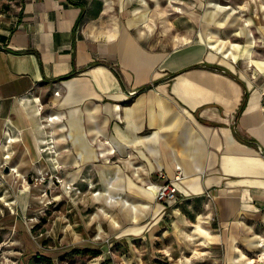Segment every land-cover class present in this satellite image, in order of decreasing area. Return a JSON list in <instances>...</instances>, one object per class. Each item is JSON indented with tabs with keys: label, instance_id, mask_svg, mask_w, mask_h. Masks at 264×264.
Here are the masks:
<instances>
[{
	"label": "crops",
	"instance_id": "0c3cea01",
	"mask_svg": "<svg viewBox=\"0 0 264 264\" xmlns=\"http://www.w3.org/2000/svg\"><path fill=\"white\" fill-rule=\"evenodd\" d=\"M257 1V38L242 44L217 38L214 24L237 11L218 0L203 12L204 0H23L15 27L0 36V163L38 174L63 154L112 161V185L123 182L115 193L138 201L136 223L122 226L119 240L143 236L164 264H257L264 0ZM45 143L53 150L43 151ZM100 174L108 180L105 168ZM168 180L177 198L157 201L147 186Z\"/></svg>",
	"mask_w": 264,
	"mask_h": 264
},
{
	"label": "rangeland",
	"instance_id": "374dc122",
	"mask_svg": "<svg viewBox=\"0 0 264 264\" xmlns=\"http://www.w3.org/2000/svg\"><path fill=\"white\" fill-rule=\"evenodd\" d=\"M208 1L204 0L201 12ZM218 1L237 11L223 24H214L217 38L242 44L257 38L261 3ZM22 3L23 0H0V36L15 27ZM47 146L42 145L43 151H51ZM59 159L60 163L52 164L49 172L41 170L38 174L36 170L17 174L11 170L12 165L6 164L3 177L0 169V264H49L31 258L35 251L50 256L53 264L165 263L159 252L155 258L150 255L151 246L143 236L131 239V244L117 238L122 226L136 223L133 220L138 201L128 194L115 193L114 186L123 182L112 185V161L104 165L101 160L82 162L65 154ZM103 168L108 180L100 174ZM77 247L101 252L98 256L70 257L68 252Z\"/></svg>",
	"mask_w": 264,
	"mask_h": 264
},
{
	"label": "built area",
	"instance_id": "2783aa9c",
	"mask_svg": "<svg viewBox=\"0 0 264 264\" xmlns=\"http://www.w3.org/2000/svg\"><path fill=\"white\" fill-rule=\"evenodd\" d=\"M57 93H58V91H57ZM134 93H135V91H130V94H134ZM55 118H58V115H50L49 116V120H53ZM5 156L8 157L9 155L6 154ZM4 165H6V163L4 161L1 162L0 163V169H3ZM177 168H179V165H177ZM147 188L153 190V192L155 193V198L157 201L164 202V201L174 200L177 198L178 187L175 184L174 180H168V181H165L163 183H151L147 186ZM125 202H129V201L126 200ZM132 207H133V209H136L135 205H133ZM254 260H256V259H252L253 262H255ZM257 264H264V258L262 260L257 259Z\"/></svg>",
	"mask_w": 264,
	"mask_h": 264
},
{
	"label": "trees",
	"instance_id": "16d2710c",
	"mask_svg": "<svg viewBox=\"0 0 264 264\" xmlns=\"http://www.w3.org/2000/svg\"><path fill=\"white\" fill-rule=\"evenodd\" d=\"M22 9H20V13H21ZM241 109L239 110V112H241ZM100 250L99 249H92L89 247H77V248H73L72 250H70L69 256L70 257H75V256H81V257H85L87 255H92V256H98L100 254ZM36 259L37 261H44V262H48L49 264H53L52 258L50 256H47L45 254L39 253V252H33L31 258Z\"/></svg>",
	"mask_w": 264,
	"mask_h": 264
},
{
	"label": "bare ground",
	"instance_id": "6f19581e",
	"mask_svg": "<svg viewBox=\"0 0 264 264\" xmlns=\"http://www.w3.org/2000/svg\"><path fill=\"white\" fill-rule=\"evenodd\" d=\"M47 119H49V116L47 117ZM48 147H50L51 149H52V144H50ZM53 150V149H52ZM11 170H17V167H15V166H12L11 167ZM126 204H129V202H125Z\"/></svg>",
	"mask_w": 264,
	"mask_h": 264
},
{
	"label": "water",
	"instance_id": "95a60500",
	"mask_svg": "<svg viewBox=\"0 0 264 264\" xmlns=\"http://www.w3.org/2000/svg\"><path fill=\"white\" fill-rule=\"evenodd\" d=\"M5 171H6V172L9 171V166H8V165L5 167Z\"/></svg>",
	"mask_w": 264,
	"mask_h": 264
}]
</instances>
